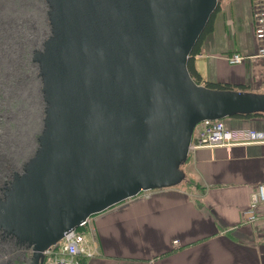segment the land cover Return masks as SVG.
<instances>
[{
  "label": "water",
  "instance_id": "obj_1",
  "mask_svg": "<svg viewBox=\"0 0 264 264\" xmlns=\"http://www.w3.org/2000/svg\"><path fill=\"white\" fill-rule=\"evenodd\" d=\"M43 1L51 35L32 56L43 129L0 194V231L29 264L87 219L187 184L200 123L264 114V93L207 88L189 71L220 0Z\"/></svg>",
  "mask_w": 264,
  "mask_h": 264
},
{
  "label": "crops",
  "instance_id": "obj_2",
  "mask_svg": "<svg viewBox=\"0 0 264 264\" xmlns=\"http://www.w3.org/2000/svg\"><path fill=\"white\" fill-rule=\"evenodd\" d=\"M226 34L214 30L194 61L196 69L205 81L248 84L261 92L264 60L226 62L234 53L255 54L258 42L253 36L245 44ZM205 59L208 78L196 63ZM224 121L228 129L264 131L262 117ZM189 152V183L140 194L90 219L80 232V246L91 254L81 257L84 264H264V221L247 224L242 214L264 184V143Z\"/></svg>",
  "mask_w": 264,
  "mask_h": 264
},
{
  "label": "rangeland",
  "instance_id": "obj_3",
  "mask_svg": "<svg viewBox=\"0 0 264 264\" xmlns=\"http://www.w3.org/2000/svg\"><path fill=\"white\" fill-rule=\"evenodd\" d=\"M262 1L220 0L213 23L218 36L227 33L230 38L235 34L237 41H251L254 30L248 14ZM47 11L43 0H0V194L14 173L21 172L29 158H33L43 129L42 82L32 56L51 35ZM206 54L207 50H203ZM196 63L208 78L207 60ZM260 91L264 93V87ZM11 247L0 241V264L30 263V250L15 252ZM52 252L58 254L61 249L57 246ZM53 258L55 255L47 256V263Z\"/></svg>",
  "mask_w": 264,
  "mask_h": 264
},
{
  "label": "built area",
  "instance_id": "obj_4",
  "mask_svg": "<svg viewBox=\"0 0 264 264\" xmlns=\"http://www.w3.org/2000/svg\"><path fill=\"white\" fill-rule=\"evenodd\" d=\"M253 13V30L254 38L258 42L255 54L234 53L228 56L227 62L231 65H238L245 62L246 59L260 58L264 60V0L256 6ZM191 149L199 148H217V147H233L237 145H247L254 143H264V131L252 128L228 129L224 120L204 121L197 125L194 137L192 138ZM257 189L251 196L248 207L242 212L243 221L247 224L264 221V212L261 211L264 206V184H259ZM150 191L141 193L144 197L150 196ZM91 219V218H90ZM90 219L82 223L80 227L89 226ZM79 227V228H80ZM78 229H74L66 233L65 238L57 245L61 249V253H53V248L46 252L47 256L55 255L51 263L46 264H82L80 257L83 255L90 256L82 244V238L78 237ZM175 245L179 242L174 241ZM55 246L54 248H56ZM50 262V261H49Z\"/></svg>",
  "mask_w": 264,
  "mask_h": 264
},
{
  "label": "trees",
  "instance_id": "obj_5",
  "mask_svg": "<svg viewBox=\"0 0 264 264\" xmlns=\"http://www.w3.org/2000/svg\"><path fill=\"white\" fill-rule=\"evenodd\" d=\"M220 9V7L218 6V8L215 10V12L212 14L209 22L207 23V26L205 27L204 32L202 33L201 36H199V40L197 41L194 50L191 53L189 62H188V68L189 71L191 73V76L195 79V81L200 84V85H205L207 86V88H211V89H219V90H240V91H251V87L248 84H231V83H222V82H213V81H205L202 76L200 75V73L198 72V70L196 69L195 66V59L196 57L200 54L201 52V48L202 45L209 39V36H211L215 30V25L213 23H215V16L217 15V13L219 12L218 10ZM252 117H262L264 118V114H256V115H250V116H236L233 118H239V119H249ZM189 183V181H188ZM84 227H80L78 228L79 232H83L85 231ZM87 229V228H86ZM0 241L4 242L6 241L7 243H9L14 249L15 252H20L21 250L26 251L24 248L19 247L16 244V241L14 238L12 237H1L0 236ZM81 263L84 264V259L80 257Z\"/></svg>",
  "mask_w": 264,
  "mask_h": 264
},
{
  "label": "flooded vegetation",
  "instance_id": "obj_6",
  "mask_svg": "<svg viewBox=\"0 0 264 264\" xmlns=\"http://www.w3.org/2000/svg\"><path fill=\"white\" fill-rule=\"evenodd\" d=\"M0 236L3 237V238L4 237H10V236H5V234H3L1 231H0Z\"/></svg>",
  "mask_w": 264,
  "mask_h": 264
}]
</instances>
